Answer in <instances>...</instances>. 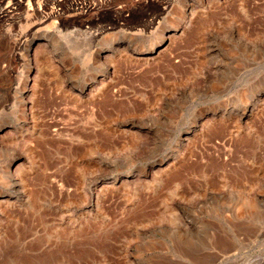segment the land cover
I'll use <instances>...</instances> for the list:
<instances>
[{"label":"rangeland","instance_id":"1","mask_svg":"<svg viewBox=\"0 0 264 264\" xmlns=\"http://www.w3.org/2000/svg\"><path fill=\"white\" fill-rule=\"evenodd\" d=\"M16 1L0 0V264H264V90L238 115L264 87V0Z\"/></svg>","mask_w":264,"mask_h":264},{"label":"bare ground","instance_id":"2","mask_svg":"<svg viewBox=\"0 0 264 264\" xmlns=\"http://www.w3.org/2000/svg\"><path fill=\"white\" fill-rule=\"evenodd\" d=\"M127 1H130V0H127ZM133 1V3H134V0H132ZM141 1V0H140ZM139 1V2H140ZM131 2V1H130ZM129 2V3H130ZM136 2V1H135ZM137 2H138V0H137ZM132 3V2H131ZM191 3V2H190ZM188 4L187 5V3H186V7H185V9L183 10V11H181L182 12V14H181V16H180V19L178 20V23L177 24H173V25H171V26H168V25H166L165 23L163 24V25H161L160 27L158 26L157 27V29L155 30V36H153L152 37V41H150V43L147 45V46H140L139 47V49H138V52H152V51H154V50H156L163 42H164V40L166 39V37H167V34L165 33V32H167V31H172V30H174L176 27H178V25H180L181 23L183 24V23H185L187 20H188V18H189V16L191 15V14H193L194 13V6L192 5V4ZM194 3H196V0L194 1ZM199 3V2H198ZM14 4H16L17 5V7L18 6H20L21 4H19L16 0H15V3ZM85 4L86 3H84V8H86V11H88V12H95V11H97L98 9V7L96 8L95 6H92V7H90V6H86L85 7ZM139 4V3H138ZM99 5V4H98ZM132 5V4H131ZM140 5V4H139ZM73 7H75V5L73 6ZM182 8V7H181ZM95 9V10H94ZM97 9V10H96ZM15 10H16V7H15ZM31 11V10H30ZM32 12V11H31ZM34 12V11H33ZM32 12V13H33ZM60 12H62L61 10H59V11H55L54 10V12L53 11H51V17H55L56 15H59L60 14ZM180 12V13H181ZM2 13H3V11H1L0 10V19L1 18H3V16H2ZM38 13V12H37ZM3 15H7V14H3ZM36 17V16H35ZM39 17V16H38ZM41 17V16H40ZM14 17H12V16H10V23L11 24H14L15 23V21H16V19H13ZM151 20V19H150ZM153 20V19H152ZM177 20V19H176ZM9 21V20H8ZM42 21V20H41ZM40 21V22H41ZM148 21V20H147ZM146 22V21H145ZM7 23V22H6ZM43 23V22H42ZM34 26V25H33ZM149 27H153V23L151 22V21H148V22H146L145 24H144V28L143 29H148ZM33 27H30L29 29H28V31H27V33H30L31 32V29H32ZM30 31V32H29ZM147 31V30H146ZM97 32H98V30L97 31H95V32H88V33H86V34H89V37L90 38H94V37H96V35H97ZM26 33V34H27ZM25 34V33H24ZM47 34V33H46ZM3 35V34H2ZM56 35V34H55ZM100 35V34H99ZM172 35H174V34H172ZM43 37H45L46 35H42ZM49 37V36H48ZM39 38V37H38ZM129 38H131V37H129ZM194 38V37H193ZM36 38H34V37H32L31 39H28V43L26 42V38H24V39H22V46L21 47H23V52H24V54H23V59H24V62H25V64H26V66H28V64L30 63V61H29V58L27 57L28 55H30V50H31V44H32V42L35 40ZM108 39V38H107ZM240 39V38H239ZM74 40V39H73ZM113 40V39H112ZM241 40V39H240ZM52 41V40H51ZM26 42V43H25ZM56 42V41H55ZM57 42H59V40L57 41ZM60 43V42H59ZM113 43V42H112ZM112 43H111V41H110V39L109 40H105V42L102 44V50H103V52L105 53V57L106 56H110V55H112L115 51H117L118 49H117V47H115V46H113V45H115V44H113L112 45ZM246 43V42H245ZM11 44H12V49H14L15 48V45H18L19 44V41H18V38L14 41H12L11 42ZM56 44V43H55ZM118 48H120V47H118ZM126 48V47H125ZM11 49V52L13 51ZM32 52V51H31ZM31 59V58H30ZM100 61V60H99ZM118 63V62H117ZM147 63V62H146ZM101 64V63H100ZM107 65L104 63V64H102V67H101V73L103 74V75H106V70L107 69H104V67H106ZM217 81V80H216ZM260 85V84H259ZM255 87H257V86H255ZM255 89V88H254ZM256 90V92H255V95H254V98L252 99V100H250L251 101V105H249L248 104V106H246L245 107V110L244 111H242V113L241 114H238L239 116H244V115H246V116H248V112L249 111H251V109L252 108H255L256 107V105L258 104H260L261 103V99H262V97H260V94H261V92H263V90H264V87L263 88H261V89H255ZM20 96V95H19ZM20 101L22 102L23 100H22V96H21V98H20ZM20 102V103H21ZM260 106V105H259ZM215 107V106H214ZM236 109V108H235ZM244 109V108H243ZM154 110V109H153ZM213 110V109H212ZM254 110V109H253ZM23 111V110H22ZM157 111V110H156ZM155 111V112H156ZM211 111V110H210ZM158 112V115H161V114H159V111H157ZM232 112V111H231ZM237 112V111H236ZM247 112V113H246ZM25 113V112H24ZM200 113V112H199ZM238 113V112H237ZM231 114V113H230ZM131 115V114H130ZM152 115H153V113H152ZM157 114H155V116H156ZM210 115H214V113H211ZM220 116L222 117L223 115L222 114H220ZM128 117V116H127ZM157 119H158V117H157ZM153 120V119H152ZM192 124H195V122H196V118H194L193 120H192ZM216 122V121H215ZM134 124H136V121H131V122H126V123H124L123 125L124 126H134ZM173 125V124H172ZM188 126V125H187ZM191 126H189L188 128L189 129H187L185 132H183V134H184V139L185 138H187V136L190 134L189 132H190V129L192 130V128H190ZM29 129V128H28ZM141 129V128H140ZM151 129L152 128H149L148 129V131H149V134H150V131H151ZM15 130V129H14ZM147 132V131H146ZM193 132V131H192ZM148 133V132H147ZM153 135V134H152ZM151 136V135H150ZM153 136H155V135H153ZM151 138H154V137H150L149 139L151 140ZM157 138V137H156ZM189 138H190V136H189ZM188 138V139H189ZM71 139V138H70ZM155 139V138H154ZM173 139V138H172ZM177 140V139H176ZM179 140H181V139H179ZM178 141V140H177ZM183 141V140H182ZM142 142V141H141ZM173 143V142H172ZM181 143V142H180ZM137 149V148H136ZM98 152V151H97ZM134 154V153H133ZM13 161H10L7 165H6V167H5V172L8 174V176L10 177V179H11V181H12V184H14L15 185V187H17L16 189H14V193H15V196L13 197L14 198V200L15 201H18L19 202V200L20 199H23V198H26V196L24 195V192L22 191V190H19V188H23V186H22V184H21V177L19 176V170H18V168L15 166V167H11V163H12ZM94 166V165H93ZM21 174V173H20ZM3 178H5V177H3ZM21 178V179H20ZM11 184V185H12ZM89 192V191H88ZM14 193H13V195H14ZM90 195L92 196V193H90ZM254 197V199H255V201L256 200H258V197H259V195L258 194H256V193H254V195H253ZM7 197H9V196H7Z\"/></svg>","mask_w":264,"mask_h":264}]
</instances>
